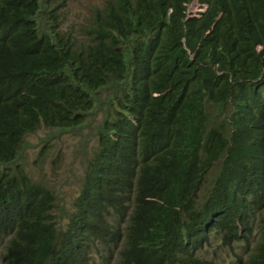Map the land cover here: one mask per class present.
Returning <instances> with one entry per match:
<instances>
[{"label": "trees", "instance_id": "obj_1", "mask_svg": "<svg viewBox=\"0 0 264 264\" xmlns=\"http://www.w3.org/2000/svg\"><path fill=\"white\" fill-rule=\"evenodd\" d=\"M67 3L0 0L1 263L264 264V0H106L81 36ZM42 128L96 139L72 208L17 164Z\"/></svg>", "mask_w": 264, "mask_h": 264}, {"label": "rangeland", "instance_id": "obj_2", "mask_svg": "<svg viewBox=\"0 0 264 264\" xmlns=\"http://www.w3.org/2000/svg\"><path fill=\"white\" fill-rule=\"evenodd\" d=\"M106 0H68L67 6L62 10L63 30L73 33L75 36H81L82 24L87 22L93 8H101ZM204 9L193 3L189 6L188 14L196 16L203 13ZM51 131L40 129L36 133L30 134L25 138L22 160L17 164H22L26 173L33 181L40 179L48 180V184L56 190L59 202L65 199L70 208L73 207L74 200L78 197L82 184L79 178L82 177L85 154H92L95 146H87V141H93L96 145V139L91 130L84 128L74 130L61 136L59 140L49 139L47 136ZM48 139L49 146L53 147L51 157L40 168L37 162L38 152L45 145ZM62 158L56 165L54 161ZM75 177V178H74ZM77 177L78 180H75ZM66 222L64 224L67 227ZM63 226V227H64ZM2 247L0 245V251ZM206 257H213L219 264H230L233 259L227 248L222 247L218 241L212 242V248L206 251ZM2 264V263H0Z\"/></svg>", "mask_w": 264, "mask_h": 264}, {"label": "clouds", "instance_id": "obj_3", "mask_svg": "<svg viewBox=\"0 0 264 264\" xmlns=\"http://www.w3.org/2000/svg\"><path fill=\"white\" fill-rule=\"evenodd\" d=\"M195 4H196V3H195ZM258 207H259V208H261V212H260V211H258V215H257V220H256V223H257V222L260 220V218L262 219V217H261V216H262V214H263V211H264V208H263V207H264V205H263V204H259V205H258ZM207 251H208V249H207ZM203 256H204V257H206V252L203 254ZM0 263H1V260H0Z\"/></svg>", "mask_w": 264, "mask_h": 264}]
</instances>
